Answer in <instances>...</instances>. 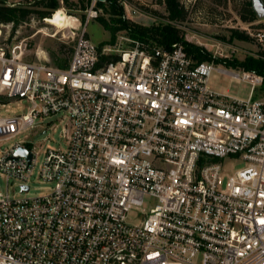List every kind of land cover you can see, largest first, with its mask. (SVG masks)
<instances>
[{"label":"built area","instance_id":"2783aa9c","mask_svg":"<svg viewBox=\"0 0 264 264\" xmlns=\"http://www.w3.org/2000/svg\"><path fill=\"white\" fill-rule=\"evenodd\" d=\"M97 1L65 68L0 44V105L29 104L0 116V139L46 133L42 121L59 115L65 139L44 151L41 195L29 196L36 146L19 140L0 156L20 188L0 191V264H264L263 76L244 71L241 98L210 85L215 70L238 73L197 62L181 42L99 46L87 35ZM255 36L264 42V29ZM20 147L30 161L13 157Z\"/></svg>","mask_w":264,"mask_h":264},{"label":"rangeland","instance_id":"374dc122","mask_svg":"<svg viewBox=\"0 0 264 264\" xmlns=\"http://www.w3.org/2000/svg\"><path fill=\"white\" fill-rule=\"evenodd\" d=\"M56 1L58 2L56 9H63L68 14L67 16L61 10L58 14L61 13L63 19L60 21L52 19L46 22L47 20L34 15L19 25L16 30L12 24L0 22V44L5 47L7 53L17 48V51L22 53L21 59L26 62H41L59 68L66 67L73 46L85 25L86 13L91 7L92 0ZM250 1L252 0H180L187 10V18L185 21L173 22L179 30V35L185 41L210 53L212 58L209 61L213 62L216 68L239 74V77H236L231 73L215 70L210 76L211 87L220 93H228L241 98L248 97L251 84L249 81L241 80L244 72L242 69L228 66L226 61L234 59L242 61L250 56L264 57V42L255 36L259 29H264V19L254 22L241 19V11ZM117 2L121 9L113 8L105 0H98L96 3L98 15L87 24V35L99 46L107 43L115 44L125 41L124 38H131L127 30H119L116 38L113 39L111 31L105 28L101 19L106 20L113 27L119 26L120 18L128 19L131 23L143 27H157L169 22L168 19L163 18L168 15V12L165 4L160 0H131L133 3L129 5L121 0ZM136 3L159 11L162 17L142 10ZM34 8L50 10L49 7L43 6ZM52 23L56 24L52 25ZM234 30L246 32L250 38L240 40L233 36ZM254 97L264 98L262 84L257 87ZM28 107L29 104L25 101H12L4 107L0 105V116L9 117L26 113ZM60 116L48 117L42 121V125L48 128L46 133H42V130L37 127L10 139H0V156L19 140H27L30 147L36 146L39 151L29 196L44 194L49 186L37 177L44 151L49 147L65 148V139L62 136L63 123L59 122ZM51 125H54L55 129L50 128ZM12 183L13 186H11ZM8 184L12 193L17 194L20 191L17 181L10 179L7 182L0 173V191H6Z\"/></svg>","mask_w":264,"mask_h":264},{"label":"trees","instance_id":"16d2710c","mask_svg":"<svg viewBox=\"0 0 264 264\" xmlns=\"http://www.w3.org/2000/svg\"><path fill=\"white\" fill-rule=\"evenodd\" d=\"M68 1V0H67ZM113 8H120L117 0H105ZM166 6V11L168 15L163 17L168 19L166 22L157 27H143L138 24L131 23L128 19L120 18L118 20L119 26L113 27L104 19H101L102 24L105 28L111 31L113 39L116 38V34L119 30H127L130 37L133 39L141 40L145 43H149L151 46H160L166 49H170L174 43L181 42L184 45L187 53L192 56L197 62L209 61L212 58L210 53L205 49L187 42L179 35L178 28L173 24V22L185 21L187 18V10L185 6L180 2V0H160ZM142 10L151 12L154 15L161 16L159 11L151 9L146 5H139ZM49 7V9H36V8H15L9 7L0 3V22L4 24H12L14 30L21 25L23 22L30 19V16H36L40 19L47 18L51 15L52 11L58 6L56 0H45L39 2L37 7ZM121 9V8H120ZM241 19L246 22H254L258 20L257 14L252 8V1H250L242 11ZM52 21V19H47ZM233 36L240 40H248L250 37L246 32L234 30ZM114 42V41H110ZM103 46V45H102ZM111 58V56H107ZM228 66L234 68H240L243 71L254 72L258 75L263 76L262 88L264 89V57H246L244 60L240 61L234 59L232 61H226ZM67 65V64H66Z\"/></svg>","mask_w":264,"mask_h":264},{"label":"water","instance_id":"95a60500","mask_svg":"<svg viewBox=\"0 0 264 264\" xmlns=\"http://www.w3.org/2000/svg\"><path fill=\"white\" fill-rule=\"evenodd\" d=\"M252 8H253L254 12L257 14L259 19H264V0H252ZM21 156L27 157V159L29 161L32 158V154L29 151L20 147L13 154V157L19 158ZM24 188L28 189V187H24Z\"/></svg>","mask_w":264,"mask_h":264},{"label":"bare ground","instance_id":"6f19581e","mask_svg":"<svg viewBox=\"0 0 264 264\" xmlns=\"http://www.w3.org/2000/svg\"><path fill=\"white\" fill-rule=\"evenodd\" d=\"M56 19H58L57 21H60V20H62L63 19V16H62V14L60 13V14H57L56 15V18L55 19H53V21H56Z\"/></svg>","mask_w":264,"mask_h":264}]
</instances>
